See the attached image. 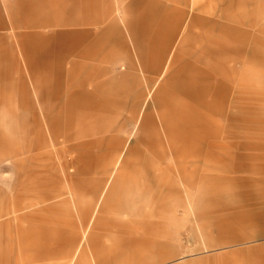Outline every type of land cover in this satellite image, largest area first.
Returning <instances> with one entry per match:
<instances>
[{"label":"rangeland","instance_id":"1","mask_svg":"<svg viewBox=\"0 0 264 264\" xmlns=\"http://www.w3.org/2000/svg\"><path fill=\"white\" fill-rule=\"evenodd\" d=\"M98 5L0 0V264H264V0ZM105 165L131 173L96 222L76 170Z\"/></svg>","mask_w":264,"mask_h":264},{"label":"crops","instance_id":"2","mask_svg":"<svg viewBox=\"0 0 264 264\" xmlns=\"http://www.w3.org/2000/svg\"><path fill=\"white\" fill-rule=\"evenodd\" d=\"M100 1H102V0H82L81 11H83L85 13V17H87L86 19L93 17L92 22L95 21L96 23H99V18L101 17V14L103 12V10H101V8H99V5H98V2H100ZM74 9L77 10V8H74ZM74 9L72 8L71 11ZM4 45H5V42H4ZM7 45H9V44L7 43ZM46 45L50 46V43L46 44ZM44 49H46V47H44ZM17 51L19 52L18 49H17ZM14 55L16 56V53H14ZM54 58H56V57H54ZM56 59H57V66H56L54 72L57 75L58 81H57V88L54 91V94H55V97L57 99H60L61 98V91L63 90V82H65L67 85L65 90H67L68 93L74 94V91H71V89L69 87V80L71 79V75H72V71H71L72 70V64H71L72 62H70L69 60L67 61L69 66H68V69L64 71L63 67H61V63H59L61 58H56ZM16 64L17 63L15 62V65ZM99 70H100V66L97 65L86 76V77H88L86 80H88L90 82L86 84V82H88V81H84V84L88 85V89H90L93 92L92 93L93 97H94V94H96V90H97V86H98V83L95 84V86H94L95 76H96L95 74L97 72H99ZM111 71H113L112 68H111ZM105 73L110 74V71L109 70L105 71ZM109 76H111V78H112L111 74ZM126 76H127V74L124 75V78ZM144 80H146V78H144ZM90 83H91V86H90ZM143 87L147 88V86L146 87L143 86ZM80 89H82V90H79L80 92L88 91V90H85V89H87L85 86H84V88H83V86H80ZM148 93L149 92H147V94H146L145 91H142V90H140V92L137 91V94L135 95L132 103L130 104V109L137 107L139 103L141 104V100L147 98L146 96L148 95ZM47 116H49V119H51L52 114L48 113ZM130 121H131V119H130ZM70 128H71V125L69 124L65 128V131H66L65 133H64V131L59 132V131H57V128H55L54 123L53 124L51 123L50 126L48 127V137L54 141L53 142L54 144L59 143L60 136H64L63 142L66 143L68 141V142L72 143L73 138H72L71 132H69ZM102 137H105V136H101L97 139L87 140L86 143H88V144H90L89 142L99 143L98 139H100ZM110 137H112L116 141L118 140L117 134L113 133L112 135H110ZM68 142L66 144H68ZM83 142L84 141H82L81 143H83ZM42 144H41V137H40L36 141V149H38L39 145H42ZM90 145H92V144H90ZM55 156H57L59 159L62 158L63 152H62L61 147L56 149ZM36 158H37V155H36ZM98 161L100 162V159ZM63 167L71 169L70 168V160L67 159V161L64 163ZM72 170H75V169H72ZM123 170L124 169H122V170L111 169V168H108V166H106V165L97 169V170H93V169L76 170V175H78L79 177H82V178H89V180H90V182L87 183V184H89V185H87V190L93 194V202H92V204L89 202V204H91V205H89V208H91V210L93 212L92 217L96 222L101 220L103 213L106 211L107 205H108L109 201L111 200L113 193L116 192L115 190H117V188L119 189V186L122 183L121 179H125L131 173L129 171H123ZM145 173H146V175L144 178L147 179L148 177H150L148 175V171H146ZM67 174L68 175H66V178H68V179H70V175L71 176L74 175V173H71L70 170H69V173H67ZM133 174H135V176H136L137 173L133 172ZM133 174L131 176H133ZM144 182L151 184L149 182H146V180ZM85 185H86V183L82 184V186H85ZM144 186L145 185L143 184L142 187H144ZM70 194H71L70 196L64 198L58 205H56L57 210L58 209H62V210L64 209L66 211H69V213H66V215L69 217H71V211H73V210L80 211L79 207L77 205V203H78L77 199L75 197L76 193L71 191ZM59 196H61V194L56 195V198H58ZM168 196H169V200H170L171 197H170L169 193H168ZM93 204H94V206H93ZM53 206H55V205H53ZM53 206H51V207H53ZM78 215L81 218V216H82L81 211L78 213Z\"/></svg>","mask_w":264,"mask_h":264}]
</instances>
